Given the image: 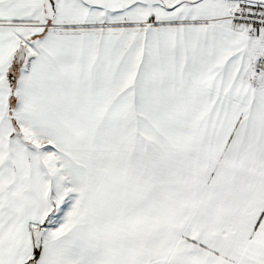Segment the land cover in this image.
Masks as SVG:
<instances>
[{
  "label": "snow or ice",
  "instance_id": "1",
  "mask_svg": "<svg viewBox=\"0 0 264 264\" xmlns=\"http://www.w3.org/2000/svg\"><path fill=\"white\" fill-rule=\"evenodd\" d=\"M0 264H264V0H0Z\"/></svg>",
  "mask_w": 264,
  "mask_h": 264
}]
</instances>
